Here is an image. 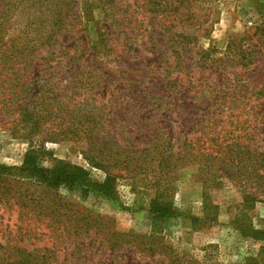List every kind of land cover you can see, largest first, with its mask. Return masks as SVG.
Here are the masks:
<instances>
[{
  "label": "rangeland",
  "instance_id": "374dc122",
  "mask_svg": "<svg viewBox=\"0 0 264 264\" xmlns=\"http://www.w3.org/2000/svg\"><path fill=\"white\" fill-rule=\"evenodd\" d=\"M262 1L185 0L179 7L175 0H168L172 3L171 8L176 5L177 12H168L167 7L163 13L151 14L147 10L151 9L148 1L114 0V14L109 19L112 25L110 32L103 29L105 20L99 0H88L87 5H79L82 35L91 48L86 55L101 63L97 68L102 81H106L105 89L98 91L107 95L109 101L103 107L104 111L120 114L130 123L129 126L117 124L118 135H122L120 147H130L126 131L138 138L146 133L151 137L158 133L162 141L169 139L174 143L172 149L182 145L184 140L194 141L201 126L195 116L203 100L213 90L220 91L218 95L233 90L236 97L230 102L241 105L245 111L251 109L248 116L239 119L242 122L241 151H261L260 147H264V97L258 98L253 94L264 90ZM10 3L14 8L13 28L25 24L30 14L41 19L46 15L43 9L40 12L28 10L24 5L26 1L11 0ZM85 9L90 12L87 17ZM180 32L196 35V39L189 44L188 54L176 59L178 56H172L171 50L180 40L172 35ZM104 36L105 40L96 45L95 50L92 49L95 41ZM241 38L243 40L239 41ZM231 40L234 45L238 42V49L252 51V65L229 67L230 64L224 62L233 56L227 50ZM107 75L115 82L106 80ZM112 101H118L117 105L110 104ZM219 102L224 103L225 99ZM261 104L262 107L259 106ZM120 106L122 110H119ZM143 114L146 120L140 121ZM149 117L151 119L148 120ZM6 129L0 126V165L18 168L29 143L14 137ZM68 135L71 140L47 143L45 149L52 153L54 159L88 168L92 179L102 181L103 171L91 169L87 160L96 154L83 155L88 145L77 139L82 134L76 130ZM116 151L117 147H113L112 152ZM51 164L50 161L44 162L46 167ZM243 164L244 168L237 174V170L232 169L235 173L232 180L217 178L213 181L204 179L207 177L206 169L197 164L177 165L174 180L168 187L176 213L159 220L156 227L166 246L186 257L205 254V264H244L246 259L256 256L260 243L243 237L233 222L244 221L264 234V180L255 178L256 169L252 161ZM122 175L125 178L119 175L121 178L116 180L117 198L113 201L94 194L82 199L77 190L61 188L41 201L46 210L27 211L15 205L14 198H6V203H0V247H3L0 249V264L16 261L12 258L6 260L8 255H16L12 249H24L35 260L49 264L159 262L157 257L148 258L130 251L124 253L122 259L119 254L110 259L109 253H103L106 244H102V251L97 254L99 242L93 241L92 232L82 241L84 248L93 245V250L85 252L74 247L83 236L75 238L73 232L68 236L71 229L65 218L74 213L107 217L113 222L115 231L121 234L147 237L154 231L149 212V202L157 189L152 186L153 177L138 169H128ZM26 188L32 191L35 187ZM42 257L43 260L40 259Z\"/></svg>",
  "mask_w": 264,
  "mask_h": 264
},
{
  "label": "trees",
  "instance_id": "16d2710c",
  "mask_svg": "<svg viewBox=\"0 0 264 264\" xmlns=\"http://www.w3.org/2000/svg\"><path fill=\"white\" fill-rule=\"evenodd\" d=\"M20 1L27 2L24 5L28 10L40 12L43 9L46 15L42 20L30 14L25 24L13 28L14 8L11 0H0V126L7 128L14 137L29 143L20 167L0 165V203H6L4 200L10 196L16 200L15 205L20 209L46 210L41 201L52 193L56 194L61 188L77 190L82 199L94 194L113 201L117 198V178L124 176L122 174H126L128 169H138L144 175L152 176V186L157 188L149 202L154 231L147 237L121 234L115 231L113 222L107 217L74 213L65 218L71 229L68 236L71 232L75 238L83 236L74 247L91 253L93 245L86 249L83 241L92 232L93 241L99 242L97 254L102 251V244H106L103 253H109L110 259L117 254L122 259L124 253L130 251L144 254L148 258L157 257L159 262L153 264H205V254L200 257H186L166 246L157 233V223L176 213L168 187L174 180L178 164H197L206 169L207 177L204 179L213 181L217 178L232 180L235 177L233 168L237 170V174L244 168V162L252 161L256 169L255 178L264 180V147H260V152L255 150L248 153L246 149L244 151L247 152L243 153V143H239L242 131V122L239 119L248 116L251 109L245 111L241 105L230 102L236 97L235 91L218 95L220 91L213 90L197 110L198 115L195 118L201 126L194 141L184 140L182 145L172 149L174 143L169 139L162 141L158 133L154 137L146 133L138 138L126 131L130 147H120L118 144L122 135H118L117 124L129 126L130 123L120 114H107L104 111L103 107L109 101L107 95L98 93L105 89L103 85L106 83L102 81L97 68L101 63L86 55L91 48L86 37L82 35L84 30L79 5H87L88 0ZM143 1L149 2L151 9L147 10L151 14L163 13L167 7L168 12L178 10L176 5L171 8L172 3H168V0ZM184 1L175 0L179 7ZM99 2L105 20L103 29L110 32L112 25L109 19L114 14V0ZM159 6L162 11H159ZM84 13L86 17L90 14L88 9ZM172 36L178 37L180 41L172 47L171 55L178 56L176 59L180 55L186 56L190 50L189 44L196 39V35L180 32ZM104 38L105 36L96 40L92 49L95 50V46L100 45ZM242 40L243 38L239 41ZM237 47L238 42L234 45L231 40L227 50L233 56L227 57L224 62L230 64L229 67L252 65V51L249 49L250 52H247L246 49ZM105 78L111 79V83L115 82L108 75ZM253 95L264 97V90ZM77 98H81L78 103L69 106ZM221 99H225V102H219ZM117 102L112 101L110 104L116 106ZM259 106L262 107L263 104ZM109 109L112 110L111 107ZM143 116L140 121L146 120L145 114ZM76 130L82 134L77 139L88 145L83 155L96 154L87 160L91 169L103 171L102 181L92 179L91 170L88 168L54 159L52 153L45 149L47 143L71 140L68 134H73ZM140 146L142 148L138 149ZM113 147H117L116 152H112ZM168 147L169 151L166 150ZM252 154L254 156L249 157ZM47 161L52 162L50 167L44 166ZM27 186L35 188L30 191ZM233 224L243 237L260 243L256 256L246 259L244 264H264L263 232L251 228L244 221H234ZM0 249L3 250V247ZM12 250L16 255H8L6 260L15 259L13 264H49L35 260L24 249ZM9 252L11 253L10 250ZM40 259L43 260L44 257Z\"/></svg>",
  "mask_w": 264,
  "mask_h": 264
}]
</instances>
